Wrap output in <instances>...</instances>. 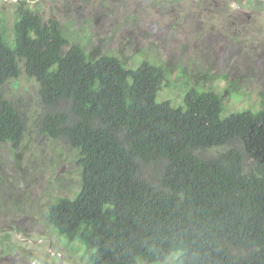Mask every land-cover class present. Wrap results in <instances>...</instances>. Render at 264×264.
I'll list each match as a JSON object with an SVG mask.
<instances>
[{
  "label": "trees",
  "instance_id": "1",
  "mask_svg": "<svg viewBox=\"0 0 264 264\" xmlns=\"http://www.w3.org/2000/svg\"><path fill=\"white\" fill-rule=\"evenodd\" d=\"M11 14V42L0 16V146L25 132L21 101L2 93L23 73L37 84L38 132L76 154L79 189L45 219L86 264H264V108L226 114L219 93L192 87L173 106L158 100L164 64L90 56L29 0Z\"/></svg>",
  "mask_w": 264,
  "mask_h": 264
},
{
  "label": "rangeland",
  "instance_id": "2",
  "mask_svg": "<svg viewBox=\"0 0 264 264\" xmlns=\"http://www.w3.org/2000/svg\"><path fill=\"white\" fill-rule=\"evenodd\" d=\"M0 0L11 42L13 4ZM229 1V2H228ZM29 0L43 20L57 19L65 37L90 56L119 58L127 69L162 63L168 85L158 100L182 104L189 87L222 96L225 113L264 108V0ZM21 65V64H20ZM21 101L25 132L17 148L0 146V264H86L79 243L60 238L47 206L79 189L75 152L41 135L37 84L23 73L2 87ZM225 115V114H224ZM145 264V263H137ZM162 264H172V258Z\"/></svg>",
  "mask_w": 264,
  "mask_h": 264
}]
</instances>
